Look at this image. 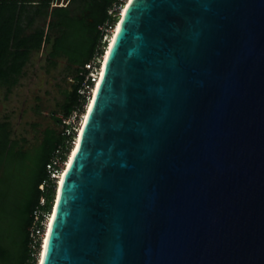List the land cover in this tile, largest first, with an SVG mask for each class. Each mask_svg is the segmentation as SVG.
Segmentation results:
<instances>
[{"label": "water", "instance_id": "obj_1", "mask_svg": "<svg viewBox=\"0 0 264 264\" xmlns=\"http://www.w3.org/2000/svg\"><path fill=\"white\" fill-rule=\"evenodd\" d=\"M120 19L41 264H264V0Z\"/></svg>", "mask_w": 264, "mask_h": 264}, {"label": "trees", "instance_id": "obj_2", "mask_svg": "<svg viewBox=\"0 0 264 264\" xmlns=\"http://www.w3.org/2000/svg\"><path fill=\"white\" fill-rule=\"evenodd\" d=\"M125 1L68 0L67 5L52 6L53 0H0V91L11 93L28 75L34 54L47 41L49 19L60 31L50 42L46 61L55 67L59 58H66L72 79L61 88V117L55 115L54 124L40 131L35 142L15 138L10 118L0 119V264H37L30 245L34 210L52 208L57 181L50 167L54 160H67L75 139L64 119L85 109L87 99L79 90L86 64L104 52L100 26L117 25Z\"/></svg>", "mask_w": 264, "mask_h": 264}, {"label": "rangeland", "instance_id": "obj_3", "mask_svg": "<svg viewBox=\"0 0 264 264\" xmlns=\"http://www.w3.org/2000/svg\"><path fill=\"white\" fill-rule=\"evenodd\" d=\"M67 3L68 0H53L52 6H63ZM46 30L47 41L39 52L34 54L28 67V75L21 79L20 84L11 93L0 91V119L10 118L13 136L26 137L31 143L37 140L40 131L46 126L54 124L55 115L61 117L60 103L64 98L61 88L68 86L72 81L67 77L66 58H59L55 67H50L47 63L48 47L60 29L49 19ZM64 165V162H61V167Z\"/></svg>", "mask_w": 264, "mask_h": 264}, {"label": "built area", "instance_id": "obj_4", "mask_svg": "<svg viewBox=\"0 0 264 264\" xmlns=\"http://www.w3.org/2000/svg\"><path fill=\"white\" fill-rule=\"evenodd\" d=\"M125 2H127V0ZM119 9H120V17H121L122 7ZM112 12H113V10L111 11V13ZM120 17H119V19H120ZM119 19H118V21H119ZM115 26H109V27L106 25L100 26V28L104 32V39H103V42L105 44L103 47L104 52L96 55L93 59H91L86 64V69L88 70V73L86 75L84 85L79 90V92L82 94V96H84L87 99V102L84 105L85 109L84 110H75L69 115L68 118L64 119V122L72 125V128L75 131V139L73 140V146H72L71 150H73V147L76 143V140H77L78 135L80 133V128L83 125L84 118L86 117L87 110H88L89 105L92 101L94 91H95V87L98 83V80L101 77V74L103 71L104 57H105V54H106L108 47L111 43V39L113 36V31H114ZM71 150H70V152H71ZM69 158H70V153H69L66 161H61V160L57 159V160L53 161V163H52L53 167L49 166L51 168V176L56 178L57 185L59 182V176L63 172L65 165H67ZM61 162H64V164H65L64 167H61ZM57 185H56V189H57ZM41 187L43 188V185ZM40 205L41 206L46 205L45 197L41 198ZM54 205H55V199H54V203L52 205V208L50 210H43L39 206L34 210L35 220H34V223L30 227V245L32 248L33 257L37 261V264L39 261L41 250L44 246V235L46 234V229L48 226V220L53 215Z\"/></svg>", "mask_w": 264, "mask_h": 264}, {"label": "bare ground", "instance_id": "obj_5", "mask_svg": "<svg viewBox=\"0 0 264 264\" xmlns=\"http://www.w3.org/2000/svg\"><path fill=\"white\" fill-rule=\"evenodd\" d=\"M131 1H132V0H128V2L126 3V5L122 8V11H121V15H122V16H124L125 11H126L128 5L130 4ZM121 22H122V19H120V20L118 21V23H117V25H116V27H115V29H114V31H113V36H112V39H111V43H110V45H109V47H108V50H107V52H106V54H105L104 62L107 60V58H108V56H109L110 48H111V46L113 45L114 38H115V36L117 35V33H118L119 29H120ZM100 81H101V78L98 80V83H97V85H96V87H95V91H94V93L97 91V88H98V86H99V84H100ZM89 106H90V105H89ZM85 118H86V117H85ZM85 118H84V121H85ZM84 121H83V123H84ZM82 126H83V125H82ZM82 126H81V128H80V133H79L78 136H80V134H81ZM78 141H79V137H78L77 140H76V143H75V145H74V147H73V150H71V152H70V158L68 159V163H67V165H65V169L63 170V172H62V173L60 174V176H59V182H58L57 190H58V188L60 187V185H61L62 182H63V178H64L65 173H66V169H67V167L69 166V164H70V162H71V159H72V157H73V154L75 153V150H76V148H77V145L79 144ZM53 216H54V213H53V215L51 216V218L48 220V226H47V229H46V234L44 235V246H43V248H42V250H41V254H40V257H39L38 264H41V262L43 261V258H44V256H45L46 246H47V240H48V235H49V233H50V229H51V226H52Z\"/></svg>", "mask_w": 264, "mask_h": 264}, {"label": "snow or ice", "instance_id": "obj_6", "mask_svg": "<svg viewBox=\"0 0 264 264\" xmlns=\"http://www.w3.org/2000/svg\"><path fill=\"white\" fill-rule=\"evenodd\" d=\"M89 111H91V109H89ZM87 119V118H86ZM77 147L79 148V144L77 145Z\"/></svg>", "mask_w": 264, "mask_h": 264}]
</instances>
